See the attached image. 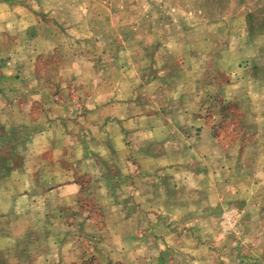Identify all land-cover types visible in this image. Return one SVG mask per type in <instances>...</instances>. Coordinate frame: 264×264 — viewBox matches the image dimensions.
Listing matches in <instances>:
<instances>
[{
  "label": "rangeland",
  "instance_id": "obj_1",
  "mask_svg": "<svg viewBox=\"0 0 264 264\" xmlns=\"http://www.w3.org/2000/svg\"><path fill=\"white\" fill-rule=\"evenodd\" d=\"M159 1L155 0L153 9L150 10L147 0H0V78H2V82L4 81L3 86L0 87V169H4V158L14 152L22 154L24 150L22 148L24 138L31 133L27 131V128L17 127V124H21L22 120L30 121L31 118L35 119L39 115L41 118L39 128L46 123L47 118L54 122L60 121L62 118L71 121L77 118L82 101H87L98 107L101 103L106 105L105 103L116 101L118 102L116 107L120 109L119 116L123 118L127 115L128 101L134 103L133 111L136 112H140L143 108L147 111V108L159 106L158 100H147V90L139 89L142 84L124 81L119 84L121 94H126L127 87L134 84L136 92L140 91L145 97L132 100H127L124 97L111 98L108 102L99 99L83 100L75 96L65 100L44 97L45 101L40 99L39 102L36 101V104H32L31 111H27L24 107L29 103L26 99L18 101L22 104L18 107L25 108L19 111L11 106L15 105L13 104L14 100L8 97L6 100L5 97H2L5 93H20L27 88L29 91L40 90L46 95L54 96H60L62 90L66 92V96L69 93L79 95L83 92L96 90L95 62L98 56L104 58L113 54L110 50L108 52L101 51V47H103L101 38L110 40L113 35L104 33L102 37L101 34L97 37L99 33H94V30H118L119 32L122 30H147L149 21L152 30H207L208 27H205L207 19L211 22L215 20L213 22L215 25H209L213 30L214 28L224 32L231 30L235 33L233 36L230 35L232 42L230 53L232 55L229 59L247 58L245 62L251 65H255L257 60L259 65L257 66L263 72L259 76L264 78V0ZM176 5L185 12L189 9L196 11L197 15L184 13V16L176 21L177 16L181 14H176ZM206 5L211 10L208 13V18L201 14V11L199 15V10H202ZM197 22L199 24H196ZM200 24L201 26L198 27ZM77 30H87L88 32L93 30V33L91 36L81 39L80 35L75 33ZM224 32L221 35L217 33L215 50L220 47V43L223 44L229 39V34L225 35ZM98 38L99 41H97ZM53 43L57 44L56 48L59 50L50 52ZM86 46L87 50H85ZM134 47L135 45L132 46V48ZM131 51L133 49H130ZM217 56L216 54L215 59ZM212 60L210 59L207 63L210 67L209 71L208 66L192 69L195 74L199 73V75L205 76V81L194 84V87L204 90L205 85L212 82L210 77L206 76L222 74L220 68L214 69L210 65ZM242 62L245 66V62ZM237 65V61L236 64L233 62V65L230 66L231 73L226 70L227 74L239 76L236 69L239 66ZM212 69L213 71H211ZM17 70L20 74L17 73L19 83H16L15 77H13ZM24 77L26 79H22ZM44 78L46 80H43ZM107 83L106 80L103 83L106 86L105 90L111 93ZM17 85L18 89H16ZM208 85L210 91H207L208 87L204 90L205 94L210 92V97L204 99L205 105L202 109L204 122L215 124L213 134L222 145L229 146L239 138L245 137L248 143L253 145L248 148L252 155L246 165L249 171H254L255 167L261 165V163H257L256 154L260 149L258 139H264V131L250 129L245 132L243 127L246 124L257 125V122L259 124L263 122L264 119L255 118V110L263 109L258 102L260 95L255 93L254 89L252 90L245 110L253 112V115H248L245 120L242 119L234 103L229 104L231 114L211 115L210 112L213 108L216 107V110L221 107L222 99L220 92L215 91V85L213 83ZM262 85L264 88V83ZM236 87L239 88V85L234 88ZM252 87L254 88V86ZM203 95L204 93L201 94V96ZM174 102L176 103V100ZM67 110L70 111V115L65 114ZM141 115L139 113L133 115L137 119V126L144 124L143 119H140ZM90 117L94 119L93 121L104 122V116L101 114L93 113L90 114ZM153 117L155 118L151 122V128L146 129L145 133L140 132L139 129L129 133L130 140L126 142L130 145L128 148L117 149L118 143L121 145L124 143L120 141V134L114 132L111 126L102 135L103 138H108L105 142H109V147L113 141L116 148L112 152L109 150L107 156L111 158L108 164L112 173L130 169L134 174L139 169L146 171V174L145 178L134 175L135 193L127 194L128 190L122 188L123 191L118 194L121 190L118 186L114 190L117 194V203L133 202L136 204V208L133 210L119 211L116 209L117 203H106L105 198H101L105 207L99 210V205L92 199L93 196L91 195L88 199V210L84 212V215L94 225L92 224V227L87 228L85 232H89L90 236L92 229L97 230L95 237L94 235L89 237L86 253L93 256V259L91 258L93 261H88V264H193V260L187 256L191 253L192 256L198 257V260L195 261L197 264H223L227 261L234 264H264V208L261 209L262 205L264 206V189L255 191L250 188L253 184L252 180L248 181L249 183H244L243 178L240 181L231 177L232 185L236 190L225 187V197H219L218 200L208 191L205 194L201 190L199 197H207L209 200L205 201V205L201 204L200 207L206 206L207 209L201 210V212L192 209L189 213L183 214L185 211L181 209V206H186L185 208L188 209L195 199L194 195L190 194V184L194 180L193 177H189L184 192H181V195L177 193L175 201L169 199L165 204L164 197L161 198L158 190H154V186H151L153 174L158 172V168L152 159L147 158L144 163L141 158L145 152L144 149L156 153L160 150V145L162 147L166 143V140H175L179 136L180 138H191L192 134L194 137L197 135L201 137L197 131H202V127L196 129L192 127L188 132L170 130L167 126L162 127L161 130L160 116ZM166 117L169 120L168 124L183 120V116L169 115ZM163 119L165 116L162 117V121ZM145 124L147 126V117ZM12 125H14L13 130L10 129ZM167 149L169 150V147L164 148V150ZM128 150L132 159L135 160L131 168L127 167V163L122 164L121 161H118L119 157L126 159L129 154ZM139 158L141 163H139ZM122 165L124 166L121 167ZM155 182H159L158 179ZM224 182L227 184L226 180ZM5 184H7V180ZM181 186L179 188H182ZM224 190L222 188V191ZM3 191L5 190L2 189L0 183V192ZM5 195L7 194L0 193V201L6 199ZM171 196L172 194L168 197ZM212 204L219 205L212 210ZM172 205H175L177 210L167 209V211L166 207L169 208L168 206ZM149 206L158 209H147ZM193 237L199 240L198 243H195L196 240ZM186 238H191L194 243L189 245V241L186 240V245L184 242ZM181 240L182 243H180ZM165 244L171 246V249L164 250V254L159 255V249ZM196 244L199 245L193 248L195 250H191L190 246Z\"/></svg>",
  "mask_w": 264,
  "mask_h": 264
},
{
  "label": "crops",
  "instance_id": "obj_2",
  "mask_svg": "<svg viewBox=\"0 0 264 264\" xmlns=\"http://www.w3.org/2000/svg\"><path fill=\"white\" fill-rule=\"evenodd\" d=\"M154 2L155 0H147L150 10L153 9ZM175 11L177 15L181 13L177 16L176 21H179L184 13L197 15L196 11L189 9L185 12L178 5L175 6ZM200 11L206 18L211 12L208 5L199 10V15ZM213 22L207 19V23H205V27H208L207 30H152L150 21L147 30H122L121 32L118 30H94V33H99L97 37L100 34L102 37L104 33L113 35L110 40L101 38L103 45L101 51L108 52L110 50L113 54L104 58L98 56L95 62L96 90L83 92L79 95L69 93L67 96L66 92L62 90L60 96H54L46 95L40 90L29 91L27 88L20 93L13 92L2 95L6 100L7 97L14 100L13 104L15 105L11 106L19 111L25 108L27 111H31L32 104H36V101L39 102L40 99L45 101L44 97L65 100L75 96L83 100L99 99L107 100L106 102L111 98L124 97L127 100H132L145 97L140 91L136 92L134 84L127 87L126 94H121L119 84L124 81L142 84L139 89L147 90V100H158L159 106L147 108V111L143 108L140 112H136L133 111L134 103L128 101L127 115L123 118L119 116L120 109L116 107L118 104L116 101L108 102L110 104L105 103L106 105L101 103L99 107L82 101L77 118L71 121L62 118L59 119L60 121L54 122L47 118L46 123L39 128L41 118L38 115L35 119L22 120L21 124H17V127L27 128L31 134L24 138L22 154L14 152L4 158V169H0V183L2 189L5 190L0 193L7 194L5 195L6 199L0 201V223L2 225L0 228V231L2 230L0 233V264H88V261H93V256L86 252L88 251L89 237L92 235L95 237L97 230L92 229L90 236L89 232H85L93 224L84 215V212L88 210V199L92 195V199L99 205V210L105 207L101 198H105L106 203L115 204L118 202L116 201L117 194L114 192L116 186L121 188L118 194L123 189L128 190L127 194L135 193L134 175L145 178L146 174V171L139 169L134 174L130 169L111 172L108 164L111 158L107 157L108 151L112 152L116 148L113 141L109 147V142H105L108 138L102 137L109 126L114 132L120 134V141L124 143L123 145L118 143L117 149L130 147L126 143L130 140L129 133L137 129L145 133L146 129L151 128V122L155 118L153 116L156 115L160 116L161 130L162 127L167 126L170 130L188 132L192 127L195 129L202 127V131H197L201 137L198 135L194 137L192 134L191 138H180L179 136L175 140H166L162 147L160 145L158 152L153 153L144 149L145 152L141 157L144 163L149 158L157 166L158 172H154L151 186H154V190H158L161 198L164 197L165 204L169 199L175 201L176 194L181 195L185 186L188 185L187 179L193 177L190 194L195 197L194 203L188 209L185 208L186 206H181V209L185 211L183 214L189 213L192 209L199 212L207 209L206 206L200 207L201 204L205 205V201L209 200L207 197H199L201 190L205 194L208 191L218 200L219 197L223 198L226 188L235 189L231 177L240 181L243 178L244 183H249L248 181L252 180V187L256 188H250L255 191L264 189V139H258L260 149L256 154L257 163H261V165L255 167L254 171H249L246 164L252 152L248 148L253 145L249 144L245 137L239 138L229 146L222 145L214 137L215 124L211 122L206 124L202 117L204 99L210 97V92L205 94L204 90L208 87L207 91H210L208 84L213 83L215 91L218 90L221 94L222 105L216 110V107L213 108L210 112L211 115L231 114L229 104L234 103L242 119L245 120L248 115H253V112L250 113L245 109L247 108L246 102H249V97L254 89L255 93L260 95L259 106L263 107L262 110H255V118L264 119V88H262L264 78L259 76L263 72L258 67V61L256 60L255 65H251L245 62L247 58L229 59L232 55L230 53L232 51L230 35L233 36L235 33L231 30H225V32L216 30V28L213 30L209 27V25H215ZM200 23L202 24V22ZM223 32L225 35L229 34V39L223 44L220 43V47L215 50L217 33L221 35ZM75 33L84 39L91 36L93 30L90 32L77 30ZM99 40L98 38L97 41ZM56 45L53 43L50 52L59 50ZM133 45H135L134 48H132ZM87 49L86 46L85 50ZM130 49L133 51L130 52ZM216 54L218 56L215 59ZM210 59H213L210 65L214 69L220 68L222 74L216 75L217 77L206 76L210 77L212 82L207 83L204 90L194 87V84L205 81V76L199 75V73L195 74L192 69L208 66L209 71L210 67L207 63ZM236 61L239 66L236 67L239 76L227 74L226 70L231 73L230 66L233 65V62L236 64ZM242 61L245 62V66ZM226 67L229 69H225ZM17 73L18 70L13 77H15V82L19 83V73ZM1 79L0 87L4 84ZM105 80L108 82L107 85L111 93L105 90L106 86L103 84ZM236 85H239V88H234ZM16 89H18V85ZM203 93L204 95L201 96ZM20 99H26L29 102L24 106L25 108H22V104L18 102ZM18 105L21 106L18 107ZM93 113L103 115L105 123L93 121L94 119L90 117V114ZM130 113L133 115L135 113L142 114L140 119H143L144 124L137 126V119ZM65 114L70 115V111L67 110ZM169 115L183 116V120L168 124L169 120L166 116ZM163 116H165L164 122L162 121ZM146 117L147 126L145 124ZM174 121L177 120L174 119ZM262 121L261 124L257 122V125L246 124L243 130L245 132L250 129L264 131V120ZM10 127L11 130L14 129V125ZM168 147L169 150H164ZM128 153L126 159L119 157L118 161H121L122 164L127 163V167L131 168L135 160L130 156L129 150ZM139 160L141 163L140 158ZM157 179L159 182H155ZM6 180L7 184H5ZM225 180L227 184L224 182ZM222 188L225 190L222 191ZM170 194L172 196L168 197ZM218 205L212 204V210ZM116 206L119 211L136 208V204L133 202H119ZM168 207L166 210L175 209V205ZM263 208L262 205L261 209ZM147 209L158 208L149 206ZM180 220L185 221L184 219ZM193 239L195 238L193 237ZM186 240L189 241V245L194 243L191 238L184 239V242ZM195 240V243H198L199 240ZM197 245L199 244L190 246V249L192 250ZM169 249L171 246L165 244L159 249V255H163L164 250ZM192 255L191 253L187 256L193 260V264H197L195 261L198 260V257ZM223 264L234 263L227 261Z\"/></svg>",
  "mask_w": 264,
  "mask_h": 264
}]
</instances>
